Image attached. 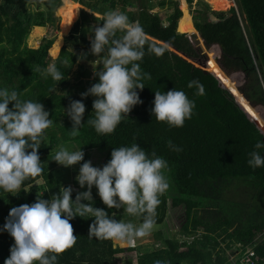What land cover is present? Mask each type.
Wrapping results in <instances>:
<instances>
[{"label": "trees", "instance_id": "1", "mask_svg": "<svg viewBox=\"0 0 264 264\" xmlns=\"http://www.w3.org/2000/svg\"><path fill=\"white\" fill-rule=\"evenodd\" d=\"M76 1L64 0L62 4L61 0H0V89L15 90L21 101L43 104L53 121L45 130L38 149L42 174L25 180L18 193L9 194L0 189V264L9 257L10 247L14 244L10 234L3 230L12 208L35 203L37 197L51 200L62 192L63 187L71 186V170L79 169L89 161L92 150L104 155L102 168L111 159L113 148L133 144L143 148L150 158L155 151L168 165L164 174L169 188L160 196L155 216V226L162 227L155 235L157 243L127 250L113 248L111 240L88 237L93 217L76 216L70 223L77 242L59 255L57 264H116L117 255L124 252L134 253L136 264H154L155 261L161 264H245L248 247L257 257L256 264H264V167L253 169L248 164L250 152L258 151L264 156V148L254 147L258 141L264 142V120L260 111L250 106L246 99L264 107V0H236L237 11H213L205 1L199 0V8L191 11L195 28L184 19L186 14L190 18L184 0L183 14L175 2L173 13L164 20L166 22L160 15L150 12L154 5L151 0H136L137 5L133 0H78L92 13L102 16L108 11L123 13L130 22H138L145 33L144 56L137 63L151 79H143L141 82L145 87L136 90L143 103L134 106L128 118L122 120L110 135L97 134L87 123L94 117V99L82 97L83 92L73 85L70 76L81 53H90L88 22L93 20L102 26L103 21L82 10L80 19L65 38L57 62L54 57L61 46L56 42L48 55L52 39L45 37L37 49L27 45L33 27L54 26L56 10H66L78 16L81 4ZM188 2L191 8L192 0ZM30 3L36 5V12L29 8ZM158 3L165 5L163 1ZM128 6H133L134 10H128ZM187 34L195 43L197 52ZM121 35L123 33L117 34L118 37ZM151 39L161 41L190 58L200 56L201 52L207 60V70L231 91L263 135L211 73ZM196 41L202 42V50ZM205 43L206 46L219 45L220 65L227 72L243 73L244 82L240 89L246 97L238 89L234 77L222 71L215 60V51H205ZM156 48L163 49L159 57L152 51ZM52 63L64 75L60 82L42 75ZM192 80L203 85V95H197L195 86L188 87ZM93 82L90 84L98 83L99 78L95 76ZM172 89L185 92L195 103L191 119L179 128L157 122L151 113L155 92ZM71 101H82L85 105L83 125L76 137L69 134L72 122L66 115ZM13 103H9V109ZM169 141L182 151H175ZM61 146L69 151L80 149L84 152V159L67 168L58 165L53 158ZM39 180L42 185L39 190H34L32 185ZM76 186L79 190L73 188V200L78 192L87 191L78 183ZM92 189L96 192V195L91 192L94 208L103 209L109 215L115 212L125 222L136 221L138 225L143 222V216H129L123 209H108L96 187ZM82 203L88 204L89 201ZM173 214H176L180 228L174 235L168 231ZM119 242L125 245V242ZM124 264H131V261L126 260Z\"/></svg>", "mask_w": 264, "mask_h": 264}, {"label": "clouds", "instance_id": "2", "mask_svg": "<svg viewBox=\"0 0 264 264\" xmlns=\"http://www.w3.org/2000/svg\"><path fill=\"white\" fill-rule=\"evenodd\" d=\"M235 2L232 0L233 5ZM100 19L103 21L102 26H93L89 39L91 54L102 57L103 66L95 72L99 82L81 96L96 98L92 103L94 117L88 119L87 123L97 134L110 135L122 120L128 118L134 106L143 103L136 90H142L145 86L141 81L151 79V76L143 73L137 63L143 59L146 42L142 26L138 22H130L127 15L117 11H108ZM118 33L123 35L118 37ZM152 51L157 57L163 54V49ZM86 55L81 53L78 61ZM215 60L221 67L220 59ZM224 71L227 76H231ZM42 75L51 76L57 82L64 79L54 63L49 64ZM193 86L198 89L197 95L204 94V87L199 81H190L188 87ZM241 86L238 85L240 91ZM231 95L263 135L255 121L249 118L247 111ZM10 102H14L12 109H9ZM153 105L151 113L156 121L176 128L183 127L185 121L191 119L195 107L194 101L185 92L175 89L163 93L156 91ZM84 113L85 105L82 101H71L66 109V115L72 122L69 132L72 137L80 134ZM52 124L43 104L32 100L21 101L15 90L10 92L0 89V189L5 193H18L25 180L42 174L38 149L45 130ZM169 145L177 152L182 151L172 146L170 141ZM254 147L262 149L264 142L258 141ZM249 157L251 168L264 167V156L260 152L252 151ZM83 159L84 152L80 149L69 151L63 146L53 158L58 165L66 168ZM167 167V162L158 157L155 151L150 158L138 144L113 148L111 159L102 168L93 167L91 161H85L75 179L81 188L87 186V191L78 192L75 200L71 198L74 190L68 186L63 187L62 192L55 194L51 200L37 197L35 203L22 204L9 211L3 230L10 234L14 244L4 264H57L59 255L73 248L77 242V235L70 223L76 216L94 218L88 230L90 239L121 241L131 245L129 248H136V240L150 235L156 223L160 196L169 188L164 174ZM93 186L108 209H123L129 216H143V222L137 226L132 222L115 219V212L109 215L103 209L94 208L91 203ZM85 200L89 203H82ZM249 252L252 250L248 247L246 256ZM253 260L255 263L254 253ZM154 264L161 262L155 261Z\"/></svg>", "mask_w": 264, "mask_h": 264}, {"label": "rangeland", "instance_id": "3", "mask_svg": "<svg viewBox=\"0 0 264 264\" xmlns=\"http://www.w3.org/2000/svg\"><path fill=\"white\" fill-rule=\"evenodd\" d=\"M73 1H75V0H73ZM133 1H134V3H136L135 5L138 4V2H136V0H133ZM151 1L154 3V5H153V9H151L150 12L152 14L160 15L162 20H166L167 17L173 13V4L175 2H178L180 10H181V6H183L182 5L183 0H151ZM160 1L166 2V6H162L160 3H158ZM184 1L186 2L187 10L190 13V15H191V11L199 8V4H197L198 0H193L191 8H190V5L187 2V0H184ZM203 1H207V0H203ZM76 2L80 3L78 0ZM61 3L63 4L64 0H61ZM209 3H210V0H209ZM210 4L212 5V9L215 11H228L230 8L232 9V6L234 9L237 10V4L235 2V4L233 5L232 0H224V1L212 0ZM29 8L33 12H36V10H37L36 5L33 3H30ZM210 8H211V6H210ZM127 9L130 11L134 10L133 6H128ZM82 10H83L82 4H81V8L79 10L78 16H76L73 13H67L66 10H58V11L56 10V12H55V18L56 19H55L54 26H47L46 28H44V27H33L30 31V34H29L27 40H26L27 45L31 48L37 49V48H39V46L42 43V40L45 37L52 39V42L50 44V48L48 51V55H50V49L52 47H54L55 43L57 42L61 46L56 57H54L55 62H57L58 56L61 52V49L65 45V38L69 35V32L71 31V29H72L73 25L76 23V21L80 19V15H81ZM86 12L89 13V11H86ZM181 12L183 14L182 10H181ZM94 16L96 18L100 19V17L102 15L101 14H95ZM184 19H186L188 21V23L190 24V26L192 28H194L193 25L191 24L192 16L190 19L188 14H186ZM209 19L214 20V17L209 16ZM88 24H89L88 25L89 26V32L92 35L93 26H97V25H99V23L92 20V21L88 22ZM178 27H179V21H178ZM191 44H192V47L197 52L196 47H194V44L193 43H191ZM196 45L200 50H202L204 47V45L202 44L201 41H196ZM210 49L215 51L217 57L219 56L218 47L216 45L211 44ZM205 51H207V53H210V51L208 49H206ZM199 53L201 55L200 57L197 55L195 58H192V57L191 58L188 57V58L190 60L198 63L197 60L200 59L201 57H204V55H202L201 52H199ZM208 56H209V54H208ZM195 65H196V67L198 66L197 64H195ZM101 66H102V59H100V57H96V56L92 55L91 52L88 53L86 55V58L80 59L72 69V73L70 76L74 81L73 85L76 86L77 88L80 87L79 88L80 92H83V93L86 92L93 85L95 72H98V70L101 69ZM207 71L209 72V70H207ZM209 73H211V72H209ZM229 73L231 74V76L234 77V79L238 83V85L243 84L244 78H243V74L241 72H229ZM86 82H89V83H86ZM91 82H93V83L90 84ZM90 97L93 99H96L93 96H90ZM256 108L260 111L261 117H263V120H264V107L261 105H256ZM104 158L105 157L103 156V154L98 152V150L97 151L92 150L89 161H91V164L93 167L100 168L101 162L104 161ZM78 172H79L78 168L71 170V175H72L71 186H72V188H74V190H79L78 187L76 186L77 181L75 179ZM74 182H75V184H74ZM40 185H42L41 180L34 182L32 187L34 186V190H39ZM85 188L87 189V186H85ZM93 190L94 189H91V192L96 195L95 190H94V192H93ZM114 218L117 220H120L119 215H116ZM121 220L124 221V218H121ZM129 222H132L133 224L139 226L137 224L138 222H136V221H129ZM170 223L171 224H170V226H168V231L171 234L173 233L172 235H174L180 229L178 227V220H177L176 214L172 215ZM161 229H162L161 226L158 227V226L154 225L150 235L145 236L143 238H138L136 240L135 247L136 246L137 247L138 246H151V245H154L155 243H157L156 238H155V233H160ZM177 238L180 239L178 236H177ZM182 241H185V240L183 239ZM113 243L118 244L117 246H119V248H124L125 250H127V248L131 247V245H129L127 243H125V245H121V243L119 241H113ZM181 251L184 252L185 250H181ZM231 257L233 258V256H231ZM117 258H118L117 264H121V263L124 264L126 260H130L131 262H133V264H136V257H135V254L132 252L120 253L117 255Z\"/></svg>", "mask_w": 264, "mask_h": 264}, {"label": "water", "instance_id": "4", "mask_svg": "<svg viewBox=\"0 0 264 264\" xmlns=\"http://www.w3.org/2000/svg\"><path fill=\"white\" fill-rule=\"evenodd\" d=\"M199 36H200V34H199ZM188 37H189V39L191 40V37L188 35ZM152 41H154V42H156V43H160V44H162V45H164V46H166L167 48H169L171 51H173L174 53H176V54H178V55H180L181 57H183L184 59H186V60H188L189 62H191V63H193V64H197L198 65V68H200V69H203L204 71H206V72H208L207 71V60H206V58L205 57H201L199 60H198V63H196V62H194V61H192V60H190L188 57H186L185 56V54H183V53H181L180 51H177L176 49H174L173 47H171V46H169V45H167V44H165V43H163V42H161V41H157V40H153L152 39ZM191 42L194 44V47H196L195 46V43L191 40ZM201 56V55H200ZM199 56V57H200ZM225 74H227L224 70H222ZM228 75V74H227ZM249 103V105L251 104L250 102H248ZM252 105V104H251ZM252 107H256V105H252ZM256 123V122H255ZM257 124V123H256ZM259 127V126H258Z\"/></svg>", "mask_w": 264, "mask_h": 264}, {"label": "crops", "instance_id": "5", "mask_svg": "<svg viewBox=\"0 0 264 264\" xmlns=\"http://www.w3.org/2000/svg\"><path fill=\"white\" fill-rule=\"evenodd\" d=\"M199 1V0H198ZM188 2V1H187ZM209 6H211L210 5V3H209V1L207 0V1H205ZM189 3V2H188ZM192 3H193V0H192ZM189 5H190V3H189ZM83 6V5H82ZM164 6H166V2H165V5ZM211 10H213L212 9V6H211V8H210ZM83 10L84 11H89V14H91L92 12H91V10L90 9H88V8H86V6H83ZM213 11H215V10H213ZM88 13V12H87ZM92 14H97V13H92ZM190 14V13H189ZM80 17H81V15H80ZM183 17V16H182ZM190 18H191V16H190ZM182 19V18H181ZM180 19V20H181ZM179 20V21H180ZM78 21V20H77ZM76 21V22H77ZM164 21V20H163ZM164 22H166V21H164ZM165 25H168V24H166V23H164ZM191 24L193 25V27H194V22H193V20L191 19ZM195 28V27H194ZM199 32V31H198ZM200 33V32H199ZM200 36H201V34H200ZM189 38V37H188ZM190 40V39H189ZM190 42H191V40H190ZM192 43V42H191ZM213 45H216L217 47H218V51H219V56L217 57V55H216V59H220V56H221V49H220V47H219V45H217V44H213ZM205 46H206V43H205ZM211 46V45H210ZM210 46H206V48L209 50L210 49ZM222 67V66H221ZM223 68V67H222ZM224 69V68H223ZM225 70V69H224ZM94 151H97V150H94ZM90 154L92 153V151L91 152H89ZM104 156V155H103ZM155 235H156V233H155ZM112 243H113V241H112ZM118 244H116V243H113V248L114 247H119V246H117ZM145 247H147V246H145ZM250 248V247H249ZM122 249H124V248H122ZM125 250V249H124ZM250 250H252L251 248H250ZM253 252V251H252ZM255 258H256V260H257V257H256V255H255ZM255 260V261H256ZM118 262V261H117ZM117 262H116V264H117ZM122 264V263H121ZM131 264H133V262H131ZM255 264H256V262H255Z\"/></svg>", "mask_w": 264, "mask_h": 264}, {"label": "built area", "instance_id": "6", "mask_svg": "<svg viewBox=\"0 0 264 264\" xmlns=\"http://www.w3.org/2000/svg\"><path fill=\"white\" fill-rule=\"evenodd\" d=\"M245 264H255L253 260V253L249 252L244 261Z\"/></svg>", "mask_w": 264, "mask_h": 264}, {"label": "bare ground", "instance_id": "7", "mask_svg": "<svg viewBox=\"0 0 264 264\" xmlns=\"http://www.w3.org/2000/svg\"><path fill=\"white\" fill-rule=\"evenodd\" d=\"M220 1H224V0H220Z\"/></svg>", "mask_w": 264, "mask_h": 264}]
</instances>
